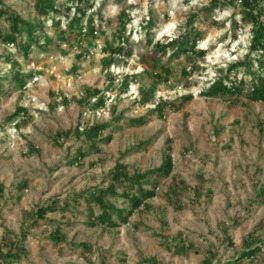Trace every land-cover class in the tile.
Segmentation results:
<instances>
[{
    "label": "rangeland",
    "instance_id": "1",
    "mask_svg": "<svg viewBox=\"0 0 264 264\" xmlns=\"http://www.w3.org/2000/svg\"><path fill=\"white\" fill-rule=\"evenodd\" d=\"M2 1L45 27V34H35L40 41L29 54L25 45L31 41L25 34L18 46L0 42V245L5 237L22 239L28 251L10 264H99L101 254L107 264H149L144 258L159 264H224L236 261L252 232L264 241V104L201 94L247 54L251 34L239 22V9L235 16L234 10H217L211 18L204 11L210 0H89L93 7L84 2L85 16L70 6L69 16L63 12L46 19L35 11L36 0ZM151 14L156 24L148 30L144 19ZM195 14V26L203 32L197 50L206 51L204 58L156 49L157 42L178 37ZM7 26L0 19V27ZM65 42L71 49L77 46L76 52L63 48ZM98 45L94 57H84ZM119 48L132 56L118 54ZM7 57L18 60L21 72L31 75L23 90L10 88ZM193 67L195 72L186 79L183 70ZM240 71L236 76L249 81ZM125 83L126 92L120 87ZM86 89L104 92L105 107H96V99L80 104ZM60 93L71 104L52 108L53 95ZM190 94L192 100L185 102ZM160 102L171 105L163 116L154 111ZM18 107H25L27 115L7 123ZM113 110L123 118L96 144L101 152L76 134L56 138L60 131L110 122ZM132 118H143L145 124L133 126ZM30 144L38 154H26ZM77 151L87 152L78 165L73 163ZM167 156L173 159L172 175L191 189L178 184L176 194L170 193L172 177L165 179L150 201L153 209L136 213L130 224L90 228L83 200L63 211L77 194L107 187L118 161L134 173L162 166ZM196 186L201 188L199 196H194ZM54 204L60 210L33 223L38 207ZM58 227L65 243L51 239ZM82 242L91 244L93 253L73 248Z\"/></svg>",
    "mask_w": 264,
    "mask_h": 264
},
{
    "label": "trees",
    "instance_id": "2",
    "mask_svg": "<svg viewBox=\"0 0 264 264\" xmlns=\"http://www.w3.org/2000/svg\"><path fill=\"white\" fill-rule=\"evenodd\" d=\"M84 2H89V0H67V2L63 4L59 3V0H36L34 8L39 17L46 19L52 15L56 16V14H63V12L69 16L71 13L70 6H76L81 14L85 16L87 9L82 7ZM0 5V19L5 20L8 24L7 28L0 27V42L8 46H18L21 45L20 39L22 34H25L31 41V43L25 45L26 54H29L33 44L39 43L40 41V35L35 36V34L37 32L45 34L44 25L41 23H32L24 19L20 13L5 5L2 0H0ZM87 6L93 7V3L89 2ZM237 9L240 10V24L247 25L251 34L247 54L243 60L231 63L225 71V78L218 77L214 81H211L209 86L201 91V94L207 98L219 96L228 98L230 101H238L244 98L248 102L264 104V0H210L208 5L204 8V11H207L211 18H213V14L217 10L220 12L234 10L233 16H235V11ZM198 17V14L192 15L186 22L185 30L178 37L166 43L157 42L154 45L156 49L164 54L168 51H172V54L178 57L197 53L201 58H204L206 51L197 50L198 44L203 41L202 30L195 26V21ZM233 19V24L235 26L239 24L238 21L235 20V17ZM205 22L207 21L205 20ZM144 24L147 25L148 30L155 26L156 21L153 14H151L148 19H144ZM122 26H124L123 22ZM95 32H97V30L93 28L94 35ZM94 38H97V36L95 35ZM148 43L151 45L153 41L148 40ZM116 52L126 55L127 59L132 56L131 51H125L123 48L117 49ZM7 59L11 64L10 76H7L10 88L12 90H23L31 75H26L21 72V65L18 60L13 58L10 59V57H7ZM241 69L243 70L242 75L244 74L250 77L249 81L246 80L244 76L241 78L236 76L241 72ZM167 71L169 72V70ZM194 72L195 68L193 67L190 71L183 70V75L188 79ZM233 74L236 76L234 79L231 78ZM120 87H122V91L126 92L129 89V84H121ZM3 88L0 79L1 92H4ZM85 93L86 95L78 100L80 104L90 105L91 100L96 99V107H105L104 92L98 89H86ZM53 96L55 101L52 103V108L71 104V99L62 93ZM192 97L193 95L191 94L187 95L184 101H191ZM169 105L170 103L160 102L156 105L154 111L160 116H163L164 110ZM111 113L113 116L110 122H97L91 126H80L74 130L60 131L56 134V138L67 139L72 134H76L78 138L85 140L86 143L90 144V146L95 149L98 141L105 139V131L119 124L123 118V115H117L114 110ZM25 115H27V109L25 107H18L13 114L7 117L6 122L12 124L15 120L24 118ZM129 124L133 126L143 125L145 124V119L132 118L129 120ZM1 130H4L3 124H0V131ZM111 138L112 136L110 135L107 140L109 141ZM95 150L101 152L99 148ZM38 153L39 149L30 144L26 154L31 156ZM86 156L87 152L77 151V156L73 160V163L78 165ZM92 165H95V163ZM173 169L174 165L171 156H167L166 163L158 168L143 172L138 170L134 173L129 172L125 163L118 161L111 172V178L107 187H98L77 194L73 201L67 200L65 202L63 211L69 210L72 202L79 205L81 200H83L88 209L89 218L87 225L90 228L102 226L112 230L121 225L130 224L131 218L136 213L140 211L149 212L153 209L150 201L158 196L161 182L165 179L172 177L173 182L169 190L170 193L176 194V190L179 188L178 184H182L184 189H191L184 181H177L178 178L172 175ZM193 192L194 196H199L201 194V188L197 186L193 187ZM260 195L264 196V188ZM167 196L169 200L170 194H167ZM117 202L121 203V207L118 206ZM58 210H60V207H58L57 204L38 207L34 212L36 219L33 223L37 224L40 220L46 219L49 213H56ZM256 233L257 231H254L244 238V248L236 261L224 264H264V241L257 237ZM51 239L56 244L66 242V237L59 227L51 233ZM5 240L6 241L0 245V264L19 262L27 255L28 251L22 239L15 240L5 237ZM228 243L233 244L229 237ZM73 248L83 249L85 252L93 253V247L89 243H73ZM88 262L92 263L91 259H88ZM143 262L159 264L152 258H144ZM99 264H107L106 258L102 254L100 255ZM202 264H212V261L205 260Z\"/></svg>",
    "mask_w": 264,
    "mask_h": 264
},
{
    "label": "built area",
    "instance_id": "3",
    "mask_svg": "<svg viewBox=\"0 0 264 264\" xmlns=\"http://www.w3.org/2000/svg\"><path fill=\"white\" fill-rule=\"evenodd\" d=\"M95 35L97 36V35H98V32H95ZM97 42L99 43V40H98ZM62 47H63V48H68L67 50H69V51H75V52H76V50H77V48H78V47L76 46V47H74L73 49H71V45H69L67 42L63 43ZM99 48H101L100 45H98L97 47L94 46V47H92L90 50L85 51V52L83 53L84 57H86L87 59H91L92 57H94V56L96 55V52H97V50H98ZM77 53H80V51H77ZM60 58H61V60H62V59H63V56H61ZM35 80H38V77H36ZM212 81H213V80H212Z\"/></svg>",
    "mask_w": 264,
    "mask_h": 264
}]
</instances>
